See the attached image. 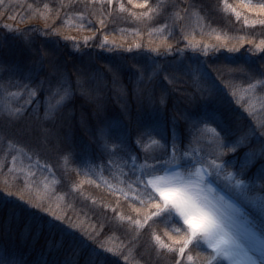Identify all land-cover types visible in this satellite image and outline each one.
Listing matches in <instances>:
<instances>
[{
  "label": "trees",
  "instance_id": "obj_1",
  "mask_svg": "<svg viewBox=\"0 0 264 264\" xmlns=\"http://www.w3.org/2000/svg\"><path fill=\"white\" fill-rule=\"evenodd\" d=\"M228 2L241 11L239 21L223 11L222 0H148L149 7L158 4L160 7L152 19L143 20H136L130 13L147 8H135L128 0H113L112 5L106 0H3L0 165L4 167L0 171V254L15 257L20 264H175L181 259L152 239L155 232L164 243H170L164 235L170 225L163 219L154 218L155 223L150 220L143 229L135 228L128 220L131 217L143 221L145 211L154 210L142 209L140 213L134 210L141 208L135 199L134 181L141 174L139 165L146 158L151 163L150 158L163 151L159 144L151 143L160 140L159 137L141 135L140 117L162 121L170 139L174 118L178 135L186 136L191 131L193 136H199L198 129L204 125L186 122L184 113L193 117L212 113L223 128L222 138L229 142L223 159L233 161L236 168L246 164L245 178L259 183L264 176V131L256 127L246 111L250 99L246 90L249 84L264 79V54L249 53L247 49L264 39V27L244 25L243 16L252 20L257 18L255 13L240 7L241 0ZM120 3L128 11L119 12ZM189 5L193 7L186 14L184 10ZM176 12L182 19L175 18ZM101 19L105 22L103 27ZM161 28L163 31H155ZM181 28L185 29L183 33ZM217 35L221 41L216 40ZM105 36L108 44L103 43ZM225 36H245L254 43L245 42L240 47L236 40H225ZM85 37L91 38L86 44ZM137 43L142 45L141 49L135 48ZM189 43L198 45L197 49L188 47ZM222 43L228 47L235 44L240 51L210 48L205 56L200 50L204 44ZM166 45H171L172 51L160 56ZM129 46L131 52L125 50ZM157 47L161 48L160 57L156 58L151 56L150 49ZM201 67L208 75L198 79L194 73ZM57 72L70 78L74 93L71 101L41 93L39 103L29 106L26 129L23 124L10 123L4 106L17 108L25 104L27 93L22 85L29 83L26 78L32 77L33 82L45 79L54 82ZM165 76L169 79L165 80ZM165 88L167 103L161 105L160 96ZM233 88L238 89L237 96L232 95ZM254 95L256 115L264 117V109L258 102L264 96V88L257 84ZM45 106L48 119H43ZM33 107L39 109V120L32 114ZM121 121L127 129L128 152L110 153L103 148L101 133L109 125L117 131ZM208 126L216 127L213 123ZM13 156L25 166L20 174L8 171L13 167ZM29 166L34 167L35 173L32 170L30 175H23ZM42 176L51 179L50 194L62 198L57 211H62L64 220H56L52 208L44 213L33 207L30 200L16 198L15 190L1 187L6 183L9 188L30 186L35 183L32 178L41 181ZM34 185L38 187L37 183ZM246 211L259 226L255 210L246 206ZM121 214L125 217L122 221L116 219ZM70 223H82L83 228H70ZM96 232L100 235L95 240L90 238ZM100 242L106 247L124 249L128 261L104 251ZM190 248L195 258L200 250ZM182 264H189L186 256Z\"/></svg>",
  "mask_w": 264,
  "mask_h": 264
},
{
  "label": "snow or ice",
  "instance_id": "obj_2",
  "mask_svg": "<svg viewBox=\"0 0 264 264\" xmlns=\"http://www.w3.org/2000/svg\"><path fill=\"white\" fill-rule=\"evenodd\" d=\"M129 4L138 9H145L140 13L131 12L130 15L136 20L145 18L152 19L153 13H156L160 7H149L148 0L142 3H134V0H128ZM108 5L113 4V0H106ZM3 4V0H0ZM223 11L231 13L236 20L241 19L242 13L237 10L228 0H222ZM31 7V5H29ZM48 6L45 5V8ZM174 7H177L174 5ZM193 6L189 5L185 9L187 14ZM240 7L246 9L250 13H255L256 19L250 20L248 16H243V24L248 26L260 25L264 27V0L259 3H253L252 0H241ZM128 11L123 3L119 4V12ZM110 14V13H109ZM196 14V13H194ZM198 15V14H196ZM176 19H182L179 12L174 13ZM23 19V18H22ZM104 26V20L99 21ZM175 23V20H174ZM8 27L11 30L10 26ZM83 28V24L80 25ZM164 27H167L165 25ZM155 31H163L155 29ZM185 31L181 28V32ZM217 41H221V36L217 35ZM90 37H85V44ZM225 40L233 39L243 47L245 42L253 44V40L247 39L245 36L224 37ZM104 44H108V37H104ZM115 44V42H112ZM103 46V45H101ZM142 45L135 44L136 49H141ZM188 47L196 50L198 45L189 43ZM240 47L235 44L228 47L227 43L208 45L204 44L200 49L204 55H208L209 49L219 51L225 48L228 52H239ZM131 52L132 46L125 49ZM151 52L159 54V47L150 49ZM172 51L171 45L165 46V53ZM177 51H183L177 49ZM249 53L258 52L264 54V39H260L259 43L254 44V48H248ZM159 71H164L160 69ZM156 74H159L158 72ZM198 79L206 78L208 73L205 68H198L195 73ZM264 75V74H262ZM29 83L22 85L24 92L27 93V100L21 107L12 108L8 105L4 106V114L8 121L13 124H23L27 128L26 116L28 115L29 106L39 103V94L51 93L60 96L62 100L71 101L73 96L70 78L62 74L56 73L54 82L51 79L33 82L32 77L26 78ZM151 79V76H150ZM165 80L169 77L165 76ZM257 84L264 88V79L258 80L256 84H249L247 92L250 99L246 107L249 116L255 120L256 127L264 131V117L257 116L255 105L257 99L254 95ZM47 85V87H46ZM167 89H162L159 103L166 105ZM238 89L233 88L232 95L237 96ZM151 94V93H149ZM139 95V93H138ZM243 99V96H240ZM259 104L264 109V96L259 98ZM125 112L128 111L127 105L124 106ZM155 111V109H153ZM39 109L32 108V114L39 120ZM186 122L195 121V124L204 125L198 129L199 136H193L191 131L185 136L178 133L176 127L177 122L173 119V131L171 138L165 135V125L158 119L139 118L141 135L145 138L153 135L160 140H152L151 143L159 144L163 149L162 154L145 159V162L139 165L141 174L134 183L137 185V199L141 208H135L137 213L142 209H154L153 211H145L143 221L140 219L132 220L128 218L130 224L137 229H143L148 221L154 218H161L167 225L169 230L164 235L168 237L170 243H164L161 236L152 233V239L162 249L174 253L181 259H177L175 264H182V258L187 257L189 264H264V176L259 178V183L254 180L245 178L244 167L246 164H240L239 168L231 160H224V149L229 147V142L221 136L223 128L220 127L219 121L216 120L212 113L205 112L202 116L193 117L190 113H184ZM48 119V108L45 106V117ZM213 123L216 127H209L208 124ZM220 131H217V129ZM255 131V128H253ZM46 132V130H45ZM101 140L103 148L110 153L128 152V137L126 126L120 122V128L113 131L111 125L108 129L102 131ZM188 141L185 144V141ZM162 141V143H161ZM195 144L196 146H193ZM111 145V148H109ZM183 145V147H181ZM235 148H232L234 151ZM129 159H133L128 154ZM138 159V158H137ZM13 167L9 168V173L16 171V157H12ZM0 165V171L3 169ZM235 170H231L234 169ZM6 183V187H8ZM131 189V184L129 185ZM23 199V196L20 197ZM33 207L41 208L44 211H51L50 207H45L43 198L38 197ZM246 206L255 210L260 218L259 226L246 211ZM56 220H64V215H57L51 212ZM118 220H124L121 214L116 217ZM70 228H83V224H69ZM149 227H151L149 225ZM259 227L260 231H257ZM100 235L99 232L90 234V238L95 240V236ZM101 248L115 256H122L125 262L128 261V254L120 247H106L104 242H100ZM199 249L196 257L191 254V248ZM203 253V255H201ZM0 264H20L15 257H9L0 254ZM67 264V262H66Z\"/></svg>",
  "mask_w": 264,
  "mask_h": 264
},
{
  "label": "rangeland",
  "instance_id": "obj_3",
  "mask_svg": "<svg viewBox=\"0 0 264 264\" xmlns=\"http://www.w3.org/2000/svg\"><path fill=\"white\" fill-rule=\"evenodd\" d=\"M161 48V47H160ZM159 48V49H160ZM151 56L153 57H160V56H165L163 53L160 54V56H158L157 53L155 52H150ZM15 167H16V171L18 172V174H20L22 171H24V164H22L20 161L16 160L15 162ZM27 172H23L22 174L25 175L26 173L29 174V172L35 173L34 167L33 166H29L26 167ZM31 172V173H32ZM30 175V174H29ZM41 181H37L35 178H32V181L34 184H38V187H34L35 185L32 184L30 186H26L23 187L19 186L21 188H15V186L11 185L12 188L6 187L5 184H1V187L3 189L7 188V189H11V191L15 190V197L16 198H20L21 196H23V201H31L30 204L36 203L37 198L38 197H42L43 198V202L46 203L47 205L49 204V207L52 208L54 210V212H57V215H63L62 211L58 212L60 209V205L62 203V198L58 195L56 197H53L50 193L51 192V179L48 176H42V178L40 179ZM37 188V189H36ZM17 189V190H16ZM21 199V198H20ZM58 210V211H57ZM80 210V209H78ZM66 211V210H64ZM44 213H48V211H45Z\"/></svg>",
  "mask_w": 264,
  "mask_h": 264
}]
</instances>
